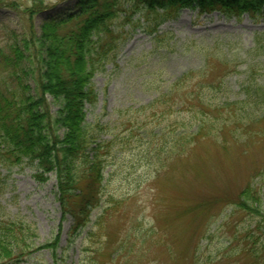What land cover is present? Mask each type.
Returning <instances> with one entry per match:
<instances>
[{
  "label": "rangeland",
  "instance_id": "rangeland-1",
  "mask_svg": "<svg viewBox=\"0 0 264 264\" xmlns=\"http://www.w3.org/2000/svg\"><path fill=\"white\" fill-rule=\"evenodd\" d=\"M7 1L18 2L21 9L0 3L3 46L9 28L27 32L30 17L21 12L33 5L32 0ZM79 2L44 0L33 19L35 29L40 34L46 20L77 10ZM141 20L116 57L96 71L97 100L86 105L87 126H100L98 141L113 140L100 205L85 227L73 230L75 220L64 214L58 199L56 173L41 181L36 163L0 164V224L18 220L29 227L24 249L17 248L0 264H264L263 255L245 250L254 240L250 233L259 231L257 221L232 203L253 182L264 213L263 112L245 101L250 83L264 86V39L258 46L255 40L264 35V15L256 20L248 13L238 18L186 8L157 34L149 33ZM225 52L230 65L219 60ZM208 62L214 72L209 79L222 83L209 93L214 107L207 109L220 128L225 125L213 136L219 142L201 140L173 165L165 154L158 160L163 146L155 147L144 131L161 120L143 106L156 102L165 85L205 69ZM49 103L57 114L60 105L52 96ZM156 104L158 113L164 111L161 99ZM250 115L257 116L255 121L246 119ZM174 120L166 115L163 125L171 128ZM113 206L101 229L100 217Z\"/></svg>",
  "mask_w": 264,
  "mask_h": 264
},
{
  "label": "trees",
  "instance_id": "trees-1",
  "mask_svg": "<svg viewBox=\"0 0 264 264\" xmlns=\"http://www.w3.org/2000/svg\"><path fill=\"white\" fill-rule=\"evenodd\" d=\"M1 1L15 10L21 9L16 1ZM32 1L33 5L21 12L30 17L27 32L9 28L5 32L6 44H0V67L4 75L0 77V164L14 167L25 160L36 163L41 181H45L47 174L56 173L61 207L64 214L74 218L73 230H78L88 224L92 210L100 205L105 171L113 150V140L98 141L100 126L86 123V105L97 100L93 85L96 71L116 57L130 32L142 24L141 19L151 34H157L161 25L177 19L186 8H199L202 13L219 10L238 18L248 13L258 20L264 15V0H80L77 10L46 20L40 34L33 19L44 0ZM137 15L140 17L135 20ZM126 25L130 26L128 30L124 29ZM263 39L264 35L256 36L257 46ZM219 60L230 65L229 52L221 53ZM205 66L198 72H186L164 86L159 98L164 111L157 112L159 99L143 106L161 120L144 131L155 147L163 146L157 150L158 160L165 154L166 163L173 165L177 159L187 158L201 140L215 139L213 136L217 137L225 127L220 128L207 111L214 107L209 93H214L222 83H213L209 79L214 74L212 66L209 62ZM197 79H201L198 85ZM49 96L60 105L55 115ZM245 101L261 110L264 120V86L250 83L245 88ZM166 115L175 119L171 128L163 125ZM256 118L246 116L247 120ZM195 125L197 130L192 131ZM236 198L232 203L256 220L259 230L250 233L254 240L245 250L254 256H264V213L257 187L249 182ZM116 207H110L100 217L101 229L107 215ZM28 230L23 221L0 224V261L12 258L17 248L24 249Z\"/></svg>",
  "mask_w": 264,
  "mask_h": 264
}]
</instances>
